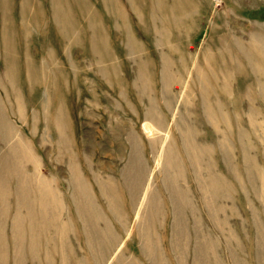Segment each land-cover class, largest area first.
Wrapping results in <instances>:
<instances>
[{
    "label": "rangeland",
    "instance_id": "374dc122",
    "mask_svg": "<svg viewBox=\"0 0 264 264\" xmlns=\"http://www.w3.org/2000/svg\"><path fill=\"white\" fill-rule=\"evenodd\" d=\"M138 1L0 0V115L5 114L20 131L18 132L23 141L39 157L44 176L52 179L62 195L63 218L70 220L71 228L76 231L70 229L68 234L76 256L71 254L66 264H75V257H82L85 264H98L86 245L83 223L72 194L67 160L70 154L75 157V165L88 187L92 201L118 237H121L119 250L132 257L136 264H152L141 243V227L137 222L138 213L130 188L121 175V168L129 158L132 145L128 133L134 135V144L142 153L149 176L145 179V185L147 188L151 186L163 207L161 209L164 210H161L162 217H158L154 226L152 239L157 245L156 253L160 254L166 264H178L171 248L170 224L173 221V205L164 180V169L159 161L160 153L167 150L173 152L171 157L176 159L182 168L181 174L177 179L174 178V181L181 191L188 194L187 197L191 199L194 208V211H191L190 207L184 210L190 236L188 262L190 263L193 254L192 238L196 227L203 230L204 235L209 232L210 240L215 243L220 264H234L223 240V233L230 229L233 238L229 243L235 253L236 264H261L256 235L259 232V236L264 237V199L260 194H255V187L260 190L264 188H260L259 175L252 180L247 177L237 136L238 129H243L239 126L238 119L244 118L243 109L246 107L247 93L250 90L256 94L259 108L264 112V103L256 93V86L252 85L253 78L264 74L260 71V66L253 69L249 65L250 59L262 62V57L257 54L251 55L250 58L245 56V51L250 48V36L255 34L264 37V0H174L175 21L171 19L169 23H164L165 25L161 19L166 21L170 14L169 4L164 5L160 11L156 8H159L160 0ZM163 1L165 3L166 0ZM153 2H157V5ZM150 3L156 6L151 15L148 14ZM154 15L156 17H153ZM233 37L240 41L242 53L233 44ZM104 48L106 54L101 52ZM222 49L229 54L233 62L226 53L223 54ZM232 51L236 53V61ZM163 57L168 61L167 67L172 78L198 76L202 73L203 76L212 77L219 93L221 91L215 83V76H221V72L225 76H232L231 97L227 99L223 93L220 96L227 103L232 100L236 106L234 111L233 104L228 103L231 126L227 138L230 142L229 162L237 167V174L231 173L230 167H227L226 157L217 144L220 132L210 125L203 115L199 94L193 106L196 111L193 110L194 114L191 112L192 118L187 121L189 126L193 122L197 128L196 142L213 148L211 155L204 156L201 160V172L206 170L205 163L211 158L213 171L229 182L227 199L217 200L223 207L230 206V209L227 208L218 215L219 219L223 214L227 216L224 232L218 231L209 220L211 217L198 189V179L194 177L191 162L184 150L180 128L162 100L160 77ZM138 69L149 78L150 88L145 94L139 92L138 80V84L135 81V76H139L141 72ZM173 86L174 84L170 88H174ZM191 87L198 93L197 82L191 83ZM148 97L157 99L155 102L166 134L165 138L157 140L153 145L143 125ZM210 98L213 102L217 98L216 93L212 92ZM58 107L64 117L68 140L62 148L68 149L67 152L65 149L64 157L56 155L54 148L53 151L50 149L51 143L56 145L53 143L56 128L52 118ZM179 109L183 111L184 108ZM244 124L246 125V122ZM10 142L0 138V154L11 145ZM232 148L234 154H231ZM254 158L260 173L264 175V152L258 150ZM27 163L29 162L21 161L20 174H25ZM176 170L172 165L169 173L174 176L177 174ZM104 171L106 175L112 176L114 172L113 178L115 183L117 181L120 191L119 202L125 212L124 224L111 213L107 198L99 189L98 172ZM204 174L203 178H206ZM3 178L6 186L8 181H11L13 187L16 176L8 174ZM7 190L10 204L4 234L7 238L6 246L10 245L7 248V264H11L14 251L11 231L8 229L11 216L15 213L16 189L12 188V194L8 186ZM31 191V198L28 196L34 199L37 195L34 190ZM59 223L65 224V220L57 221L54 227ZM2 225L0 222V227ZM98 225L103 227V221L100 220ZM52 230L55 231L54 228ZM36 233L37 231L33 232ZM63 233L62 239H52L49 236L48 240L44 239L47 235L42 237L39 234L35 243L38 248L37 260H32L29 253L24 251L23 264H46V251L52 256L53 264H62L59 249L62 248L61 240L65 248V230ZM38 236L36 234L35 238ZM114 262L112 259L107 264Z\"/></svg>",
    "mask_w": 264,
    "mask_h": 264
},
{
    "label": "bare ground",
    "instance_id": "6f19581e",
    "mask_svg": "<svg viewBox=\"0 0 264 264\" xmlns=\"http://www.w3.org/2000/svg\"><path fill=\"white\" fill-rule=\"evenodd\" d=\"M153 3L157 5V2ZM158 3L159 8L155 5L154 6L160 11H162V8H164L167 4H169V6L171 7L170 14L165 19L166 21L161 19L162 24L169 23L171 19L175 21L176 13L174 12L175 8H173L175 5V1L166 0L164 3L163 0H160L158 1ZM135 4H137V2ZM154 6L152 5V3H150V10H148L149 15H151L153 11L156 10H154ZM153 17L156 16L154 15ZM219 39L220 37L218 38V40ZM233 44L238 47L241 53L243 52L240 41L235 37H233ZM248 44L250 48L249 50L247 49L245 51V56H248V58H250L251 55L257 54L258 56L262 57V62L252 61L250 59V67L253 69H257L258 66H260V71H263L262 74H264V37L252 34L249 38ZM101 52H103L102 54H106L105 48ZM222 52L223 54L226 53L229 57V60L231 61L229 54L223 49ZM231 54L233 55L236 61V53L232 51ZM145 58L146 57H144V59ZM103 59H105V57ZM163 60L164 63L162 65L161 70L162 76L160 77L162 80V100L167 106V108L172 112V116L177 126L180 128L184 150L187 153L191 162L190 164L193 168L194 177L198 179V189H200L202 199L205 203V206L207 207L209 216L211 217V219L209 220L213 222L212 224H214L215 228H217L218 231L221 230L222 232H224V227L226 226L225 219L227 218V216L223 214V217L219 219L218 215L220 213H223L225 209H230V206L223 207L224 205L218 204L217 200L222 198H225V200L227 199L226 196L228 194L230 185L229 182L225 181L223 177L220 176V174H217L216 171V173L213 171L214 168L213 163H211V158H209V161L207 160L208 162L205 163L204 166L206 169L204 172H207V174L205 175L204 172H201V160H203L204 156L211 155L213 148L208 145H202L196 142L195 134L197 133V128L193 122L192 125L189 126L187 121H189V118H192L191 112L194 114L193 110L196 111L193 106L195 104L194 102L197 99L196 96L197 94H199V99H201L200 101L202 102L201 106H203V115L206 117L209 124L215 127L220 132L217 144L226 157V164L228 165L227 167H230L231 173L237 174V167L231 165L232 163L230 164L229 162L231 158L229 156L230 142L227 138L229 133L228 129L231 126V121L229 117L230 113L228 111V109L230 110V107L228 103L231 102L233 104L234 111H236V106L232 100L228 101L227 103V101L223 100L224 98L222 99L220 96V94L223 93L225 94L227 99L228 97H231L232 76H225L223 72H221V76H215V83L218 85L221 91V93H219L216 91L212 77L203 76L202 73H200L198 76H179L177 78L173 76L172 78L171 73L169 72L167 67L168 61L164 59V57ZM106 71L108 72V70ZM140 71L141 70H139V72ZM139 74V76L134 75L135 81L138 80L139 84L137 83V81L136 83L138 84L139 92L141 94H145V92L150 88L149 78L147 79V76H144L145 74L143 75L142 71ZM252 81V85L256 86L257 95L260 96L261 101L264 103V76H256L255 78H253ZM194 82H197L199 88L198 93L194 92L191 87V83ZM172 84H174V88L171 89L170 87L172 86ZM171 92H173L174 94H172ZM212 92H215L217 95V98L213 102L210 98ZM247 97V104L246 107L243 109L245 113L244 118L242 119L241 117H239L238 119L239 126L243 127L244 130L238 129L237 137L239 139L238 142L241 150L240 152L242 154L241 158L243 160L244 165L243 169L245 170L247 177L252 180L256 179L259 175L258 178L260 180V188H264V175L260 173L259 167L256 164V158H254L257 155L258 150L264 152V112L259 108L260 106L258 104L256 94L252 90L247 93ZM148 99L149 102L145 112V120L143 122V125L150 138L151 144L153 145V143L157 140L165 138L166 134L164 132L162 118L158 110V105L155 102L156 97L155 99L148 97ZM179 107H183V111H181ZM54 113L55 116H53L52 122L54 124V127L56 128V136L53 143H55L56 145H53L51 143L50 149H52L51 151H53L54 148L56 155H62L64 157L66 148L64 150H62V148L65 147V142L68 141L67 135L65 133V121L61 110H59V107L55 109ZM237 114L238 111L235 112V116ZM117 121L118 119H116V122ZM244 122H246V125L244 124ZM18 131L19 130L14 127L9 118L2 113V115H0V138L2 137L7 141H11V145H9V147H7V149L0 154V202H2L0 206V222L1 225L3 224L2 227H0V264L8 263L7 251L9 249L7 248H9L8 246H10H6L7 238L4 234V226L7 221L6 215L7 210H9L10 204L7 186L8 189L12 190L13 187H15L16 189V197H14L16 199V203L14 204L15 213L11 216V223L9 222L8 229L9 232L11 231L10 238L12 240L11 244L13 246L14 251V257L11 264H23L24 251L29 253V255L32 257V260H37L38 248L36 247L35 243L39 239L38 235L40 234L42 237H45L48 232H53L52 228H54L55 231L52 234L49 233L44 239L48 240L49 236L52 239L54 237L62 239L64 236L63 232L65 230V248H63L64 244L61 240L62 248L61 250L59 249V252L61 261H63L62 264H64V261L66 264L67 258L71 256V254L75 255V252L68 238L70 229H72L71 222L70 220H66L65 218H63V213L61 212V210L64 208V201L62 195L55 187L52 179H49V177L44 176L40 167L39 157L36 156L33 150L23 141L22 136L19 133L20 131ZM128 137L132 141V145L131 150L129 152V158L121 168V175L124 177V180L127 181L126 185H128V187L130 188L129 191H131L134 201L132 202L134 203V207L136 208L135 210H137L138 213L137 222L138 224H140L141 227L140 228L138 226L141 229V243L142 246H144V251L147 254L149 260H151L152 264H166L165 260L160 256V254L156 253L157 245L156 242H154L152 239V237L154 236V226L158 222V217L162 215L161 208L163 207H161V203L159 199L156 198V195L151 189V186L149 188L146 187L145 179H147V177L149 176L147 175L146 166L142 158V153L140 149L138 150L137 145L134 144V135L128 133ZM42 139L43 137L40 140ZM67 151L68 149H66V152ZM233 151L234 149L232 148L231 154H234ZM172 154L173 152H169V150H167L166 152H161L159 155V161L161 167L164 169V173L166 176L164 180L166 182L167 190H169L170 193L171 204L173 205V221H171L172 224H170L172 226L171 248L175 254V258L177 259L176 263L220 264V259L216 254L215 243L210 240L211 236L209 232L204 235L202 233L203 230H199L196 227H194V238H192L193 254L191 256L190 263L188 262V255L190 253L188 251V244L190 243V236L188 233V223L184 215V210L190 207L191 211H194V208L191 203V199L187 197L188 194H185L183 191H181L179 189L178 184L174 181V178L177 179V177L181 174L182 168L179 162L173 157H171ZM22 160L31 163V165L27 163L25 167V174H20L19 172L21 170ZM67 160L68 170L70 173L69 181L70 186L72 187V194L76 202L78 214L83 223V232L86 236V245L90 248L92 257L98 262V264H107L112 259L115 260V262L112 264H136L132 257L124 255L119 250V246L121 245L120 242H122L120 241L121 237H118L115 231L111 228V225L109 224L108 220L106 218H103V216L99 212V208L96 206L95 202L92 201L91 196L89 195L88 187L86 186L82 175L80 174L75 165V157L70 154L69 157H67ZM172 165L174 168H177V174H175L174 176L169 173V170L171 169ZM8 174L16 176L15 184L13 185V187V182L11 181H8L7 186L4 184L5 179L3 178V176H7ZM203 174L206 176V178H203ZM113 176L106 175L105 171L98 172L97 179L100 186L99 189L102 190L103 195L105 196V198H107L108 208L111 213L115 216V218H117L121 222V224H124L125 212L123 211L122 206L119 202V186L118 184H116L117 181L115 183ZM255 189V194H260L264 199V189L260 190L256 187ZM31 190H34L35 194L37 195V197H35L34 199H30L32 196L29 195L30 192L32 193ZM12 193L13 190L11 191V194ZM28 195L30 196V198ZM155 201H157L158 205ZM35 203L37 206L35 205ZM152 206L154 207V209H150ZM60 220H65V224L59 223L57 227H54L56 222ZM100 220L103 221V227H98V222ZM195 223H197L196 219ZM73 230L74 229H72V231ZM35 231H37L36 234L38 238H35L36 234H33V232ZM225 232L226 233H223V240L225 241L227 249H229L228 251L231 259L233 260L234 264H236V256L233 251V248L229 243L230 239L233 238V232L231 229ZM263 240L264 237H262L261 235L259 236L258 232L256 235V242L258 250H260L258 256L260 257L259 262L261 264H264ZM66 242L68 244H66ZM84 256L85 258H87L86 255ZM52 260V256H50L49 252L46 251L44 254V261L46 262V264H53ZM74 261L75 264H85V260L82 259V257L80 259L75 257ZM238 264L242 263L239 262Z\"/></svg>",
    "mask_w": 264,
    "mask_h": 264
}]
</instances>
